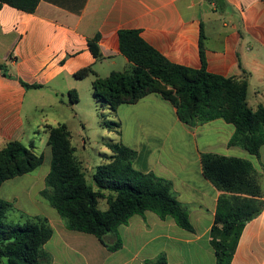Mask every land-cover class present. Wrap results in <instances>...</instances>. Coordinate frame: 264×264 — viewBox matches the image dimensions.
Returning <instances> with one entry per match:
<instances>
[{
  "label": "crops",
  "instance_id": "1",
  "mask_svg": "<svg viewBox=\"0 0 264 264\" xmlns=\"http://www.w3.org/2000/svg\"><path fill=\"white\" fill-rule=\"evenodd\" d=\"M122 30L137 31L167 61L192 69L200 68L202 34L206 70L246 79L249 108L264 106V0H39L33 13L3 4L0 148L10 141L34 146L36 135L47 137L46 126L68 128L65 111L54 117L52 110L73 109L74 117L80 118L79 103L87 92L92 96V81L128 68L119 50ZM96 36L98 58L87 47ZM83 68L92 73L74 77ZM72 89L78 94L75 104L68 100ZM111 116L121 125L118 142L136 151L134 169L171 183L193 230L145 211L104 237L108 245L120 240L113 251L93 235L67 230L57 212L36 199L49 171L37 172L45 160L50 163L46 138L39 153L41 165L0 185V198L18 212L47 219L52 235L43 245L45 264H148L160 255L166 264H215L209 232L222 191L203 177L200 156L213 153L250 161L264 195V146L258 157L228 146L232 125L215 119L187 126L157 94L122 104ZM23 181L28 182L21 186ZM230 264H264V206L242 229Z\"/></svg>",
  "mask_w": 264,
  "mask_h": 264
},
{
  "label": "trees",
  "instance_id": "2",
  "mask_svg": "<svg viewBox=\"0 0 264 264\" xmlns=\"http://www.w3.org/2000/svg\"><path fill=\"white\" fill-rule=\"evenodd\" d=\"M38 2L0 0V7L6 4L33 13ZM202 38L200 34V68L192 69L167 61L137 31H119V50L128 61V68L95 78L91 97L114 115L122 104H134L146 95L157 94L175 108L179 121L187 126L215 119L232 125L234 132L228 146L258 157L264 146V106L249 108L246 79L223 77L206 70ZM97 39L96 36L88 41L87 46L95 58L99 57ZM91 73L90 68H83L74 77L83 79ZM68 100L70 104L78 101L75 90L68 91ZM102 122L108 132L121 134L118 121ZM45 132L50 163L38 196L57 212L67 230L93 235L110 251L120 247V240L108 245L104 237L145 211L162 220L171 217L178 227L193 230L186 209L172 194L171 183L134 169L135 150L120 142L108 143L109 154L95 167L90 185L82 162L75 155L67 126H46ZM42 161L43 155L36 153L33 145L26 148L19 141L7 142L0 148V185L32 173ZM200 163L203 177L222 191L209 232L215 264H230L242 229L264 206V195L250 161L202 153ZM101 201L106 206L103 210L99 208ZM11 213H17L18 219L10 224L7 217ZM51 235L46 218L20 213L11 202L0 198V264H45L48 256L43 245ZM148 264H166L165 257L160 255Z\"/></svg>",
  "mask_w": 264,
  "mask_h": 264
},
{
  "label": "rangeland",
  "instance_id": "3",
  "mask_svg": "<svg viewBox=\"0 0 264 264\" xmlns=\"http://www.w3.org/2000/svg\"><path fill=\"white\" fill-rule=\"evenodd\" d=\"M120 67L118 70H122ZM87 92L84 97H82L79 103V109L81 111L80 118L74 117L73 109H61L52 110L50 115L58 117L62 115V111H65L66 117L68 119V130L71 134V144L75 148V155L82 162L83 172H85L87 183L93 185L91 176L96 166L100 165L103 160V156L108 154L106 149V144L117 143V136H113V132H107L103 126L102 121H115L110 115V111L103 107L101 108L99 104H93L92 97H90ZM94 105V106H93ZM37 115H41L38 112ZM102 115L104 118L101 119ZM65 117V118H66ZM36 118V115H35ZM46 134L40 133L34 138V150L36 153H42L46 144ZM82 139L84 140V146L82 144ZM24 146L29 148L27 141L24 142ZM264 154V151L263 153ZM263 156V155H262ZM49 169L48 160H45L43 164L38 168L37 172H47ZM42 170V171H41ZM36 172V171H35ZM34 174V173H33ZM42 174V173H41ZM28 181H23L21 186H24ZM42 185V183H39ZM40 202H44L49 208L48 203L44 201L41 197L36 196ZM99 208L101 210L105 209V203L100 202ZM51 210H53L51 208ZM18 219V214H9L7 217L8 223H14Z\"/></svg>",
  "mask_w": 264,
  "mask_h": 264
}]
</instances>
